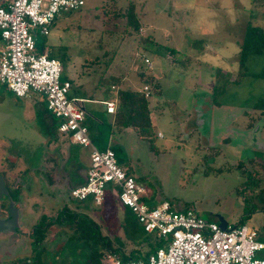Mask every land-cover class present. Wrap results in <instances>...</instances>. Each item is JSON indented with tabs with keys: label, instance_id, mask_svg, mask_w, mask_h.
<instances>
[{
	"label": "rangeland",
	"instance_id": "374dc122",
	"mask_svg": "<svg viewBox=\"0 0 264 264\" xmlns=\"http://www.w3.org/2000/svg\"><path fill=\"white\" fill-rule=\"evenodd\" d=\"M112 1L85 0L79 9L59 13L47 35H34L37 49L49 50L58 58L61 78L73 71L97 75L106 70L125 77L121 88L130 90H140L144 84L140 72L156 79L161 97L152 91L146 97L152 123L147 145L126 136L121 146H112L117 162L134 161L136 169L133 168L131 174L135 180L144 186L149 182L151 188L162 195V200L169 201L177 209L190 207L200 217L222 227L242 223L264 234V151L256 143L246 145L239 137L226 146V138L220 135L215 138L214 131L212 137L215 139L210 147L199 140L195 129L191 128L187 134V129L196 125L197 99L206 95L198 91L208 90L207 94L212 97L210 88L220 81L219 76L213 74L215 70L219 71L218 74L228 72L231 78H227L228 83L221 94L216 95V100L222 105L239 107L240 111L250 110L237 116L240 124L247 120L248 113L257 115L264 110L260 106L252 107L254 103H264V79L258 75L264 67V52H248L243 67L239 65L246 23L264 30V0H116L117 6L133 4L137 32L133 27H125L124 19L113 20L108 17V12L106 15ZM140 36L150 42H139ZM198 39L202 41L200 48L190 45L191 41ZM168 49L176 52L171 56ZM144 58L149 60L151 68L143 62ZM235 75L237 81H232ZM84 88L91 93L90 83ZM33 93L37 97L27 99L31 104L40 98L45 101L43 94ZM67 95H82L80 87L72 86ZM183 108L190 113L185 129L181 127L185 117ZM84 111L83 124L88 136L100 149L109 134L106 116L97 104L84 103ZM47 116L55 126L49 128L47 134V125L37 121L29 128H20L19 133L28 142H8L0 138V171L10 181L9 186L16 181V176L22 180L17 169L23 167L24 161L32 167L45 168L48 162L54 161L55 164L56 158L58 162L62 159V166L68 167L70 160H74L71 159L73 153L79 160L73 164L75 167L79 163L73 174L69 175L68 167L69 172L64 173L60 182L58 178L52 179L51 169L41 171L46 181H36L26 195L27 204L37 207L35 212L28 214L27 223L33 222L39 213L50 217L55 208L65 206L92 219L111 248L125 255L131 250L143 254L154 236L149 234L146 240H138L132 232L137 227L132 220L133 214L115 201L109 192L101 205L81 203L69 196L66 190L68 178L81 173V164L87 165L88 148L70 142L67 136L57 131L58 119L48 110ZM93 117L101 123L96 124ZM206 117L211 118L207 114L202 119ZM204 129H207L205 124L201 126L203 133ZM43 139L54 145L50 147ZM9 154L20 156V161L9 164L13 177L4 167L12 161ZM50 157L54 160H48ZM237 163L250 175L235 168ZM247 176L253 180L245 183L243 180L248 179ZM53 183H62L64 188ZM39 189L40 194L36 191ZM144 201L151 204L148 199ZM73 227L63 224V242L58 248L56 261L51 264H88L89 243L81 239ZM47 247H50L48 243ZM108 254L113 253L105 251L102 262ZM113 255L119 258V253ZM39 256L40 264H48V252ZM7 259L0 258V264H6Z\"/></svg>",
	"mask_w": 264,
	"mask_h": 264
},
{
	"label": "built area",
	"instance_id": "2783aa9c",
	"mask_svg": "<svg viewBox=\"0 0 264 264\" xmlns=\"http://www.w3.org/2000/svg\"><path fill=\"white\" fill-rule=\"evenodd\" d=\"M85 0H7L0 5V85L16 97L30 92L43 94L46 109L58 119L57 131L79 146L89 149V164L82 183L69 189L79 202L101 205L107 188L111 196L133 214L145 233L162 239L163 245L145 260L121 261L106 255L107 264H264V240L244 224L205 220L195 209H177L169 201L145 203V186L120 166L110 147L96 148L83 124L81 98L68 97L70 83L62 79L58 59L46 51L36 53L35 34L45 36L61 12L77 10ZM147 67L150 62L143 59ZM149 95L147 85L142 89ZM107 113H114V100L101 101ZM158 136H161L159 133Z\"/></svg>",
	"mask_w": 264,
	"mask_h": 264
},
{
	"label": "crops",
	"instance_id": "0c3cea01",
	"mask_svg": "<svg viewBox=\"0 0 264 264\" xmlns=\"http://www.w3.org/2000/svg\"><path fill=\"white\" fill-rule=\"evenodd\" d=\"M7 0H0V5H4ZM55 19V18H54ZM54 21V20H53ZM52 21V23H53ZM1 44V41H0ZM151 68V66H150ZM148 68V69H150ZM72 71V69H71ZM228 73V72H226ZM233 76V74H230ZM118 78V83L117 84H111L109 86L108 91L105 90V82L104 79L106 78ZM234 77V76H233ZM63 79H67L70 83V88L72 86L80 87L81 89V94L82 95H74L71 96L72 98H81L84 101L82 102V107L84 109V103H91V104H97L99 105V109L103 114L106 116V121L108 122L109 125V134L106 138V141H102L103 147L100 149H104L106 147H110L111 149H114L112 146H121L122 141L125 140L126 136H132V139H137L141 140L147 145V138L139 136L135 129L131 126H120L116 122V112L118 108V101H117V91H119L121 88L122 83L125 82V77L121 75H116L115 73L107 72L106 70L104 72H101L100 74L97 75H90L89 73L81 72L80 74H77L75 71L70 73L69 76L64 77ZM231 79V78H229ZM90 83V87H92L91 93H88V91L84 88L86 84ZM158 83V82H157ZM159 85V84H158ZM212 87V86H211ZM69 88V89H70ZM142 88V87H141ZM90 89V88H88ZM211 89V88H210ZM141 90V89H140ZM69 91V90H68ZM206 91V92H205ZM199 90V93L206 94L203 96L202 101H199L197 103L198 105V110L197 114L195 115L196 117V125H189L190 128L187 129V134L191 132V128L195 129L198 133V138L199 140L203 141L204 144L207 145L208 141L214 140L216 137L220 135V137H225L228 142H226V146L229 144L231 145V142L236 138L239 137L241 140L247 143L253 142L254 144L256 143L259 146V149L264 151V117L259 115L261 114V111L257 115H250L248 113L247 120L244 121L243 123L240 124L239 121H237V116L240 113H246V111L250 110H239L238 108H235L234 106H229V105H222L218 101H213L211 96H209L208 90ZM210 91V90H209ZM161 91L159 90L155 95L157 97H161L160 93ZM210 94V93H209ZM35 94L33 92H30L28 95L23 96V97H16L5 85H0V138L1 140L5 141H12V140H18V143L20 142H28L26 138H22V135L19 133L21 130L20 128L29 126L32 123H36L37 121L42 122L43 124L47 125L45 126L46 128V134L49 132V128L52 126L55 127L52 123V120L47 118V109L46 106H44V99L39 98L34 102V104H31L27 99H35ZM37 97V96H36ZM103 100H114L115 102V111L114 113H107L104 109V106L102 105L101 101ZM43 103V104H42ZM254 106H260V108H264V105H260L259 103H254L252 107ZM264 113V110H262ZM42 112V114L40 113ZM184 112V119L181 121L182 122V129H185V122L189 119V110L187 108H183ZM85 113V111H84ZM209 114V117H206L202 119L205 115ZM150 118V114H149ZM95 120L96 124H100L101 122H98L99 120L96 119V117H93ZM198 119V120H197ZM210 119V120H209ZM192 122V121H191ZM150 123H151V118H150ZM23 124V126H22ZM152 124V123H151ZM187 122V126H188ZM205 124V127L207 129H204V133L201 130V126ZM21 126V127H20ZM29 128V127H28ZM48 128V129H47ZM32 131V129H30ZM214 131L215 138L213 139L212 137V132ZM211 133V135H210ZM158 134V133H157ZM11 135V136H10ZM213 135V136H214ZM218 135V136H217ZM223 135V136H222ZM15 136V137H14ZM21 136V138H20ZM158 136V135H157ZM161 137V136H158ZM90 138V136H89ZM219 138V137H218ZM203 139V140H202ZM47 140V141H46ZM69 140V139H68ZM50 140L48 139H43V142H48L49 146L52 147L54 144L52 142H49ZM57 141V140H55ZM70 141V140H69ZM90 141L92 144L98 148L93 140L90 138ZM71 142V141H70ZM45 143V144H46ZM99 149V148H98ZM63 152V150H62ZM69 154V152H67ZM70 155V154H69ZM73 158L70 160V172L67 170V166H62V159H59V162L56 158V163L54 164L53 162H48L47 168L49 167L51 169V172L54 173L55 179L58 178L61 179L62 176L64 175L65 172H69V175L73 174V171L76 170L77 166L79 163L74 167V163L79 162L78 159H76L75 153L71 154ZM10 159H12V162H17L20 161V156L16 154H9ZM54 160L52 157L48 158V160ZM47 161V158H45ZM50 160V161H51ZM74 161V162H71ZM67 164V163H66ZM89 164V149H88V163L87 165H80L82 170L81 173H78L77 175H73L72 177L70 176L68 178L67 185L66 187L67 192H69V189L82 183L84 180V175L85 171L88 167ZM120 166L126 168L129 173H132V169H136L135 165L136 163L134 161H129L127 160L126 163H118ZM65 167V168H64ZM49 169V170H50ZM65 169V170H64ZM78 170V169H77ZM48 172V171H47ZM133 174V173H132ZM76 176V177H75ZM63 181V180H62ZM60 182V180H59ZM65 183V182H63ZM58 184H56L57 186ZM64 184L59 183L58 187H63ZM146 188V199H148L151 204L150 205H155L158 202L162 201V195L154 189L153 187L151 188L150 183L148 182L147 185H145ZM106 192L108 193L109 190L107 189ZM111 195V194H110ZM112 197V196H111ZM113 198V197H112ZM106 199V198H105ZM114 199V198H113ZM116 201V200H115ZM81 203H89V201H84Z\"/></svg>",
	"mask_w": 264,
	"mask_h": 264
},
{
	"label": "trees",
	"instance_id": "16d2710c",
	"mask_svg": "<svg viewBox=\"0 0 264 264\" xmlns=\"http://www.w3.org/2000/svg\"><path fill=\"white\" fill-rule=\"evenodd\" d=\"M108 12V14H107ZM106 15L113 20H125V27H133L136 32L138 31V26L136 24V16L134 12V6L132 3L127 4L126 6H117L116 0H113L111 4L108 6V10H106ZM139 42H150L148 38L139 37ZM37 39H35L34 50L36 53H42L43 50L37 49ZM190 45L193 47L200 48L202 45V41L200 39L193 40L190 42ZM176 51L174 49H168V53L172 56ZM248 52L252 53H260L264 52V30L259 26H254L246 23L244 28L243 37L240 44V56H239V65L243 67L245 56ZM48 57H55L51 51H46ZM60 55H63L61 53ZM218 70H215L213 74L218 75L220 78L219 82H216L211 87V95L212 100H216V95H220L225 83H228L227 78L229 79V74H218ZM221 75V76H220ZM264 79V67L261 72L258 74ZM218 76H216L218 78ZM140 79L143 81V85H147L150 91L157 93L159 91V85L152 76H144L142 72L139 73ZM63 79V78H62ZM105 82V90L108 91L109 86L111 84H117L118 78H106ZM232 81H237V75ZM142 85V86H143ZM150 85V86H149ZM142 89V88H141ZM117 101L118 108L116 114V122L120 126H131L135 129L136 133L139 136L149 138L151 132V123L149 118V108H148V99L144 96L142 90H130V89H120L117 91ZM260 105H264V103H259ZM114 154L115 150L112 149ZM116 156V155H115ZM239 164V163H238ZM129 173V171H127ZM248 180L252 181L253 178L249 176ZM107 192L105 194L104 200L106 198ZM103 200V202H104ZM102 202V203H103ZM186 209V208H185ZM63 210V219L64 222L74 223V229L79 234L80 238L87 241L89 243L90 252L88 254V264H107L103 263L101 260L102 255L105 251L110 253H119V259L121 261L126 260H145L147 255L153 252L157 247L163 245L162 239H157L154 237L152 242L147 243L148 249L140 254L137 250H131L127 255L122 252H118L117 250L111 248L109 242L100 234L98 225L89 217L85 215H74V212H70L66 207H62ZM74 216V217H73ZM136 228L132 229L133 235H137L138 240H146V236L149 235L145 233L143 229L136 222L134 216L132 219ZM242 224V223H238ZM264 232V226L263 230ZM258 238L264 240V234L258 233Z\"/></svg>",
	"mask_w": 264,
	"mask_h": 264
},
{
	"label": "flooded vegetation",
	"instance_id": "af4514ba",
	"mask_svg": "<svg viewBox=\"0 0 264 264\" xmlns=\"http://www.w3.org/2000/svg\"><path fill=\"white\" fill-rule=\"evenodd\" d=\"M199 101H202V99H197V103ZM259 115L263 116V111ZM211 142V140L208 141L206 146L210 147ZM209 159L211 158L209 157ZM11 163L13 164L12 161H8L4 167L8 173L13 174L9 166ZM22 163L23 167L17 169L19 171L18 173L21 172L22 174V180L20 181L19 177L16 176V181H13V185L11 186L8 184L10 181H7L0 171V254H2L0 258H8L5 261L6 264H40V261L37 260V258H40L39 254L48 252L50 257L47 263L51 264V262L56 261L57 255L59 254L58 248L63 242V224L67 223L74 226V223L64 222L63 206L58 209L55 208L50 217L39 213L33 222H30V224L27 223L28 214L35 212L37 207L34 204H27L26 195L31 191L36 181H46V178L43 179L41 171L44 172L45 169H47L46 171H50V168L48 167V169L47 165L45 168L32 167L26 161ZM234 167L243 169V171H240L245 172V174L248 173L247 170H244V166H239L238 163ZM51 174L52 179H54V173ZM243 181L245 183L247 181L250 182L248 179ZM55 183L52 185L55 186ZM36 191L38 194L41 192L40 189ZM76 214L74 212L75 216ZM48 232L49 235H47ZM9 240H11L10 243L8 242ZM47 243L50 247H47Z\"/></svg>",
	"mask_w": 264,
	"mask_h": 264
},
{
	"label": "water",
	"instance_id": "95a60500",
	"mask_svg": "<svg viewBox=\"0 0 264 264\" xmlns=\"http://www.w3.org/2000/svg\"><path fill=\"white\" fill-rule=\"evenodd\" d=\"M0 182H1V177H0ZM1 189V188H0ZM1 191V190H0ZM220 226V225H219ZM221 228H224V227H222V226H220Z\"/></svg>",
	"mask_w": 264,
	"mask_h": 264
}]
</instances>
